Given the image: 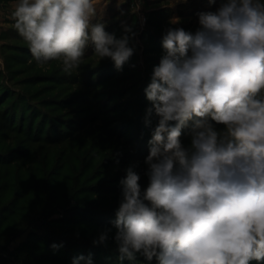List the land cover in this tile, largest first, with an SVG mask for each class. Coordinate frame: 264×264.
Returning a JSON list of instances; mask_svg holds the SVG:
<instances>
[{"label": "clouds", "instance_id": "1", "mask_svg": "<svg viewBox=\"0 0 264 264\" xmlns=\"http://www.w3.org/2000/svg\"><path fill=\"white\" fill-rule=\"evenodd\" d=\"M142 3L134 0L131 13ZM96 15L94 0H18L12 13L38 64L61 61L71 74L91 46L121 71L136 33L125 26L117 38L93 23ZM198 17L194 33L165 30L164 55L145 89L147 116L159 119L145 160L148 186L141 189L132 167L120 181L111 221L120 261L140 254L158 264L264 262V0H224ZM110 231L93 244L106 243ZM82 262L92 264L91 254L72 264Z\"/></svg>", "mask_w": 264, "mask_h": 264}, {"label": "rangeland", "instance_id": "2", "mask_svg": "<svg viewBox=\"0 0 264 264\" xmlns=\"http://www.w3.org/2000/svg\"><path fill=\"white\" fill-rule=\"evenodd\" d=\"M17 2L0 0V153H8L14 148L31 149L34 161L52 159L48 171L51 172L55 165L61 166V175L66 178L61 185L64 191L73 184L69 180H74L78 189H108L105 194H83L70 203L76 206L85 199V205L91 210L94 209L91 202L97 203L99 220L111 222L116 218L121 201L120 181L125 178L126 169L132 167L140 176L142 190L149 183L145 160L159 118L154 113L147 116L152 103L147 100L145 89L151 83L154 66L164 55L162 37L165 30L183 28L194 33L200 27L198 13L215 12L224 0H215L211 4L209 0H143L135 14L130 11L131 0H125L121 5L124 15L117 8L118 0H94L97 15L93 23H105V31L117 38L125 34V26L131 27L136 35L129 46L134 52L118 71L110 58L99 60L89 46L83 63L71 74L63 71L61 61L45 64L35 61L26 41L14 28L12 13ZM177 18L179 22L172 23ZM212 123L217 130L224 129L222 124ZM28 126L33 137H48L51 141L30 142ZM187 132L188 129H182L180 137L186 148L191 146ZM64 134L66 139L50 143ZM85 216L98 218L90 212ZM59 217L61 214L54 215V218ZM88 224L80 222L79 227H52L59 239L64 240L62 251L66 254L62 256L68 262L65 264H72L73 258L89 254L92 264H158L155 257L148 261L140 254L134 260L120 261L114 239L116 229L112 225L99 229ZM106 229H111L106 243L93 244ZM26 236L27 232L16 238L12 234L6 237L7 240L0 237L3 264L6 261L22 264V259L35 262L37 253L14 252ZM81 237H84L83 241ZM88 241L95 249L86 246Z\"/></svg>", "mask_w": 264, "mask_h": 264}, {"label": "trees", "instance_id": "3", "mask_svg": "<svg viewBox=\"0 0 264 264\" xmlns=\"http://www.w3.org/2000/svg\"><path fill=\"white\" fill-rule=\"evenodd\" d=\"M21 117L20 115V121ZM27 133L30 142L31 140L34 141L33 143L51 141L48 137H33L29 126ZM65 137L64 134L59 138H54L50 143L56 144L66 139ZM31 154V149L19 148H14L8 153H0V237L6 239L13 234V238H16L17 235L27 232L26 240L14 252L26 251L30 255L37 253L38 258L33 259L34 263L25 262L22 259L24 262L22 264H65L67 258L62 256L66 254L62 251L63 246L55 251L51 248L54 243L57 245L64 243L52 227L66 225L79 227L80 222L95 225L99 229L110 227L111 222H101L99 215H96L99 211L96 209L98 208L97 203L91 202L90 205H94L92 210L85 205V199H82L76 206H71L70 203L73 199L81 198L83 194H105L108 189L93 188L91 190L88 187L78 189L75 181L69 180L73 181V184L64 191L61 185L63 179L66 180V178L61 175V166L55 165L49 172L48 168L52 159L37 162ZM89 212L98 218L85 216ZM55 214H61V217L54 218ZM81 238L83 241L84 237ZM88 243L89 241L86 246L95 249L92 246L93 242L90 246ZM18 258L19 256H16V259ZM0 260V264H3L1 258ZM5 263L8 264L7 261ZM12 264L21 263L15 261Z\"/></svg>", "mask_w": 264, "mask_h": 264}, {"label": "built area", "instance_id": "4", "mask_svg": "<svg viewBox=\"0 0 264 264\" xmlns=\"http://www.w3.org/2000/svg\"><path fill=\"white\" fill-rule=\"evenodd\" d=\"M133 2H134V0H131L132 5H133Z\"/></svg>", "mask_w": 264, "mask_h": 264}]
</instances>
